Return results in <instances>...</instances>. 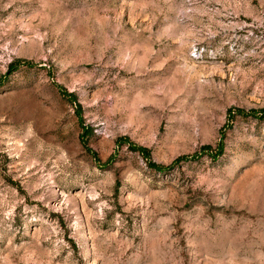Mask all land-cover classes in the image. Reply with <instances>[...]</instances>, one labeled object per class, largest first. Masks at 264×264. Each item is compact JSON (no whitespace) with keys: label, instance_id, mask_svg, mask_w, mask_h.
<instances>
[{"label":"rangeland","instance_id":"1","mask_svg":"<svg viewBox=\"0 0 264 264\" xmlns=\"http://www.w3.org/2000/svg\"><path fill=\"white\" fill-rule=\"evenodd\" d=\"M0 264H264V0H0Z\"/></svg>","mask_w":264,"mask_h":264}]
</instances>
